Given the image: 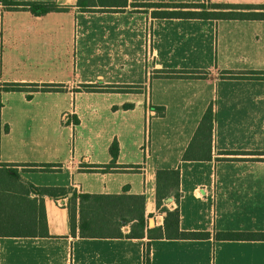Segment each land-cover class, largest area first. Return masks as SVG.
Masks as SVG:
<instances>
[{"label":"crops","instance_id":"obj_1","mask_svg":"<svg viewBox=\"0 0 264 264\" xmlns=\"http://www.w3.org/2000/svg\"><path fill=\"white\" fill-rule=\"evenodd\" d=\"M16 1L63 10L0 3V168L39 188L143 196L144 228L138 239L125 237L131 224L123 238L83 239L68 200L44 197L48 237L0 238V264H145L147 253L149 264H264V241L217 239L264 233V21L153 15L264 0H104L89 11ZM208 108L210 159L184 160ZM171 170L178 199L157 209V173ZM164 208L178 210L180 233L206 237H164Z\"/></svg>","mask_w":264,"mask_h":264},{"label":"trees","instance_id":"obj_2","mask_svg":"<svg viewBox=\"0 0 264 264\" xmlns=\"http://www.w3.org/2000/svg\"><path fill=\"white\" fill-rule=\"evenodd\" d=\"M110 1V0H109ZM0 3L11 8H27L34 16H44L50 12L62 11L54 5L45 3H19L16 0H0ZM104 0H78L77 6L82 11L96 7H105ZM158 8L170 9L166 12H155L153 15L167 19H200V20H262L264 21L263 6H232L211 5L205 11L203 5H158ZM248 13H242V11ZM177 76V72H171ZM193 78V72H188ZM187 73V74H188ZM182 74V73H180ZM184 73L183 75H185ZM230 78L233 73H226ZM43 86L41 91H48ZM4 92L24 91L20 85H8ZM31 92L38 90L31 89ZM213 114L208 108L192 138L189 148L184 154V160L210 159ZM205 152L208 156L204 157ZM118 146L113 143L110 148L112 157H116ZM156 207L166 203L170 198L178 199V171H159L156 177ZM33 196V198H31ZM44 197L53 200L67 199L69 226L75 235L78 230L80 238L102 239L123 238L121 228L131 224L128 239L143 237L139 229L144 228V197L143 196H96L77 194L70 189L39 188L21 181L17 170L0 168V238H45L48 237L44 210ZM78 215L76 218V204ZM164 237L167 239L195 240L206 237L205 234L180 233L178 230V210L169 212L165 208ZM150 234H148V237ZM159 239L163 237L161 231ZM217 239L221 241H264V233H220ZM146 263L149 264L148 253Z\"/></svg>","mask_w":264,"mask_h":264}]
</instances>
